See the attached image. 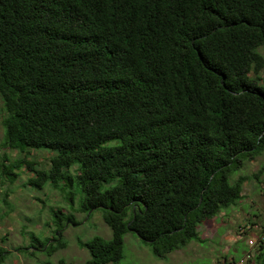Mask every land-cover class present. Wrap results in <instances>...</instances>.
Listing matches in <instances>:
<instances>
[{
	"label": "trees",
	"instance_id": "obj_1",
	"mask_svg": "<svg viewBox=\"0 0 264 264\" xmlns=\"http://www.w3.org/2000/svg\"><path fill=\"white\" fill-rule=\"evenodd\" d=\"M261 47L264 0H0L1 145L26 153L2 157L0 178L24 169L100 212L111 237L77 241L85 264H117L128 232L159 259L202 244L196 228L264 171L228 181L264 147ZM50 212L30 254L64 246L73 215Z\"/></svg>",
	"mask_w": 264,
	"mask_h": 264
},
{
	"label": "rangeland",
	"instance_id": "obj_2",
	"mask_svg": "<svg viewBox=\"0 0 264 264\" xmlns=\"http://www.w3.org/2000/svg\"><path fill=\"white\" fill-rule=\"evenodd\" d=\"M258 52L264 59V47L259 48ZM263 72L264 69L260 72L261 76ZM3 116L0 102V159L5 157L13 161L26 153L2 147ZM29 152L27 157L37 162L36 169L47 168L49 155L46 150ZM262 165L264 147L252 161L243 160L241 168L228 176L229 183L235 182L239 176L250 178ZM17 173L18 177L12 183L0 178V247L8 252L3 264H85L88 253L78 246L77 241H88L94 236L104 239L111 237V231L99 211H94L90 217L88 213L77 212L78 197L70 204L67 191L61 193L48 184L38 189L26 184L27 171L21 169ZM5 192L7 197L4 196ZM242 194L243 199L235 206L221 210L213 219L201 224L204 226L196 228L199 238L204 239L202 244L190 242L159 259L151 254L148 245L128 232L123 236L122 258L117 264H221L223 256H226L228 264H234L244 253H250L251 258L245 264H264V171L258 180L250 178L243 184ZM3 198L5 203L2 202ZM55 208L73 215L74 222L66 221L57 232V238L64 246L50 255L42 251L30 254L26 248L34 244L35 239L43 240L52 236L54 227L50 211ZM250 221L254 225L249 224ZM250 239H256L253 246L247 244ZM51 243L54 241L51 240Z\"/></svg>",
	"mask_w": 264,
	"mask_h": 264
},
{
	"label": "built area",
	"instance_id": "obj_3",
	"mask_svg": "<svg viewBox=\"0 0 264 264\" xmlns=\"http://www.w3.org/2000/svg\"><path fill=\"white\" fill-rule=\"evenodd\" d=\"M248 245H253L254 244V240L250 239L248 240ZM250 258L249 255H244V257L242 259H240V261L238 262V264H244L245 261H247Z\"/></svg>",
	"mask_w": 264,
	"mask_h": 264
},
{
	"label": "clouds",
	"instance_id": "obj_4",
	"mask_svg": "<svg viewBox=\"0 0 264 264\" xmlns=\"http://www.w3.org/2000/svg\"><path fill=\"white\" fill-rule=\"evenodd\" d=\"M248 242V241H247ZM248 244V243H247ZM254 245V244H253ZM253 245H250V246H253ZM244 255H249L250 256V253H244L240 258H239V260L235 263L234 262V264H238V262L240 261V259H242L243 257H244ZM247 261H245L244 262V264L246 263Z\"/></svg>",
	"mask_w": 264,
	"mask_h": 264
},
{
	"label": "crops",
	"instance_id": "obj_5",
	"mask_svg": "<svg viewBox=\"0 0 264 264\" xmlns=\"http://www.w3.org/2000/svg\"><path fill=\"white\" fill-rule=\"evenodd\" d=\"M205 222H206V221H205ZM203 223H204V222H203ZM202 226H204V224H203V225H200L199 228L202 227ZM205 226H206V225H205ZM230 259L234 262L233 258H230ZM224 260H225V261L227 260L226 256H223V261H224Z\"/></svg>",
	"mask_w": 264,
	"mask_h": 264
},
{
	"label": "water",
	"instance_id": "obj_6",
	"mask_svg": "<svg viewBox=\"0 0 264 264\" xmlns=\"http://www.w3.org/2000/svg\"><path fill=\"white\" fill-rule=\"evenodd\" d=\"M68 222H69V220H68ZM55 235H57V232L55 233Z\"/></svg>",
	"mask_w": 264,
	"mask_h": 264
}]
</instances>
